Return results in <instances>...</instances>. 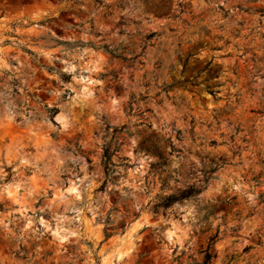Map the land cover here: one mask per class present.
<instances>
[{
    "label": "rangeland",
    "instance_id": "374dc122",
    "mask_svg": "<svg viewBox=\"0 0 264 264\" xmlns=\"http://www.w3.org/2000/svg\"><path fill=\"white\" fill-rule=\"evenodd\" d=\"M212 239L264 264V0H0V264Z\"/></svg>",
    "mask_w": 264,
    "mask_h": 264
},
{
    "label": "trees",
    "instance_id": "16d2710c",
    "mask_svg": "<svg viewBox=\"0 0 264 264\" xmlns=\"http://www.w3.org/2000/svg\"><path fill=\"white\" fill-rule=\"evenodd\" d=\"M107 53L110 54L111 56L113 57H116V58H120L121 60H123V58H121L120 56L116 55L115 52H112L110 50H107ZM198 193L197 190L195 189H192L190 190L189 192H185V193H182L180 196L178 197H175V198H169L168 199V203L169 204H172L174 202H177V201H182V200H186V199H189L191 197H194L196 194ZM213 239L208 243L207 247L201 251V253L203 254V262L202 264H208L210 262V260L214 257L213 256Z\"/></svg>",
    "mask_w": 264,
    "mask_h": 264
}]
</instances>
